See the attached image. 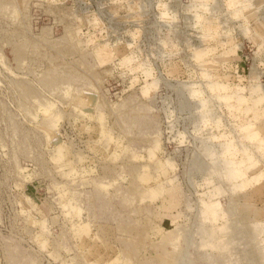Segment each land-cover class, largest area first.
I'll list each match as a JSON object with an SVG mask.
<instances>
[{
  "label": "rangeland",
  "instance_id": "374dc122",
  "mask_svg": "<svg viewBox=\"0 0 264 264\" xmlns=\"http://www.w3.org/2000/svg\"><path fill=\"white\" fill-rule=\"evenodd\" d=\"M0 264H264V0H0Z\"/></svg>",
  "mask_w": 264,
  "mask_h": 264
}]
</instances>
